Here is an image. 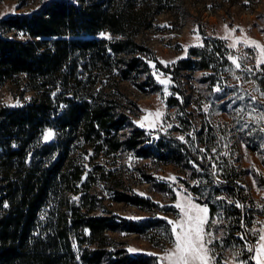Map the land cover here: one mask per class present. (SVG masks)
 Wrapping results in <instances>:
<instances>
[{"label":"trees","instance_id":"trees-1","mask_svg":"<svg viewBox=\"0 0 264 264\" xmlns=\"http://www.w3.org/2000/svg\"><path fill=\"white\" fill-rule=\"evenodd\" d=\"M176 3L42 0L35 11L0 20V88L22 77L25 91L34 92L23 105L0 108V264H155L154 256L114 250L109 234L146 235L168 225L161 219L137 221L96 213L94 195L79 188L91 189L94 175L88 165L74 158L72 147L77 140V148L132 150L144 159L188 169L191 176L182 182L191 190L218 183L213 176L205 178L208 171L201 161L187 156L186 139L196 134L194 129L185 131L189 134L180 132L181 136H152L136 128L121 138L128 117L117 110V100H98L80 90L84 84L88 88H82L89 91L108 73L120 81L143 73L146 84L154 85L148 63L171 77L173 90L184 70L207 71L206 81L227 89L224 75L231 62L224 40L205 39L171 66H163L136 41L143 30L154 27L158 16L173 11ZM9 32L23 38L8 36ZM101 33L113 38H99ZM261 83L264 86V80ZM173 94L167 100L169 108L180 103V94L175 90ZM47 130L57 131L55 139L42 142ZM215 179L229 192L234 214L244 224V188L226 159L222 174ZM157 187L168 189L163 182ZM116 193V202L144 211L157 208L147 197Z\"/></svg>","mask_w":264,"mask_h":264},{"label":"rangeland","instance_id":"rangeland-1","mask_svg":"<svg viewBox=\"0 0 264 264\" xmlns=\"http://www.w3.org/2000/svg\"><path fill=\"white\" fill-rule=\"evenodd\" d=\"M41 2L0 0V20L9 15L35 11ZM229 33L233 39L247 37L264 45V0H177L174 10L158 16L154 27L143 30L136 41L163 66H171L186 58L188 49L200 45L205 39H222L228 47L232 39L225 40L222 37ZM103 34L98 37L113 38ZM7 35L23 38L13 32ZM228 50V57H243L246 53L248 56L239 60L241 69H235L230 64L228 73L224 75L227 89L206 81L209 74L207 71L184 70L174 88L180 94L178 107L169 108L167 105V100L175 95L171 77L157 71L151 63L148 64L155 86L146 84V74L143 73L128 81H120L119 77L109 73L104 74L102 81L93 85L89 91L85 89L88 85H81L82 94L98 100H117V110L128 117V124L120 133L121 138L136 128H143L152 136H181L180 132L194 129L196 134L186 139L190 145L187 156L203 163L208 171L205 178L213 176L214 182H218H210V185L207 183L191 190L182 182L191 176L188 169L144 159L132 150L113 151L110 147H104L91 151L93 148H87L88 145L77 148V140L72 147L75 150L74 158L78 163L85 164V167L88 165L94 175V180L90 181L93 185L91 189L79 188L89 190L88 193L94 195L96 213L117 214L137 221L161 219L168 225V229L161 225L146 235L111 233V247L114 250H123L130 255L154 256L155 264H167L160 260L173 247L167 221L177 219L178 210L174 207L177 199L189 196L194 203L207 206L209 210L210 223L206 230L213 234V243L209 247L216 258L215 264H237V261L255 264L247 246L257 243L258 237L253 230L264 227V131H261L264 121L256 123L254 119L264 112V97L260 95L264 93L261 83L264 80V65L257 69L252 59L255 55L253 49L242 43L235 49L228 47ZM245 67L251 71H243ZM157 77L168 80L167 93ZM216 87L221 91H215ZM25 90L22 77L8 81L0 88V108L16 107L28 102L34 92ZM253 96L256 97L255 101L252 100ZM156 111L161 116L156 119L155 126L149 127L148 121H144L145 126L141 127L139 122L149 112ZM153 119L149 117V120ZM184 120L191 123L185 125ZM48 131L53 136L46 141L44 135ZM45 134L42 142H50L55 139L57 131L47 130ZM84 152L88 153L85 155ZM225 159L235 168L239 184L244 188L247 205L244 224L234 214L233 199L229 192L215 179L216 174H222ZM159 182L165 183L168 189L159 190ZM190 183L194 185L195 181ZM116 192L147 197L157 208L144 211L124 202H116ZM236 253L240 255L237 257Z\"/></svg>","mask_w":264,"mask_h":264},{"label":"snow or ice","instance_id":"snow-or-ice-1","mask_svg":"<svg viewBox=\"0 0 264 264\" xmlns=\"http://www.w3.org/2000/svg\"><path fill=\"white\" fill-rule=\"evenodd\" d=\"M227 28V26H225ZM235 29L232 30L234 32ZM103 36L104 34L101 33ZM225 40L232 39V43L228 45L230 48H237L238 44H243L245 47H251L255 55L252 59L255 60L256 68L260 69L264 65V45L254 40H249L247 37H233L229 33L228 35L222 37ZM246 53L243 57H234L229 55L228 59L231 60L232 65L235 69H241L240 59L247 58ZM243 71L250 72L251 69L245 67ZM160 84L164 85V91L167 93L168 80L160 79L157 77ZM239 79V77H237ZM215 91L219 92L221 89L216 87ZM258 91V90H257ZM264 97V93L260 94ZM238 99H243V97H238ZM256 97H252L255 101ZM255 111V109H253ZM161 116L159 111L155 113L149 112L142 121H140V126L144 127V121H148L149 127H154L156 119ZM149 117H154L155 119L149 120ZM256 123L264 121V112L260 113L257 117H254ZM264 131V128L261 129ZM53 136L51 131H48L44 135V139L47 141ZM182 139V138H181ZM175 179V178H173ZM179 195V194H178ZM74 199H76L74 197ZM7 205H5L6 207ZM237 207H242V205L237 204ZM174 207L178 210L177 219L168 220L170 225L171 233V243L173 247L167 250L160 260L162 262H167V264H215V256L213 255V250L209 247L213 243V234L211 231H207V226L209 225L208 208L207 206H201L193 202L192 198L189 196H184L178 198ZM211 223H216V221H211ZM254 234L257 235L258 240L255 245L247 246V251L252 253L251 259L255 261V264H264V227L259 230H253ZM244 239V237H241ZM155 255V254H153ZM237 257L240 253L235 254ZM237 264H246L245 261H237Z\"/></svg>","mask_w":264,"mask_h":264}]
</instances>
